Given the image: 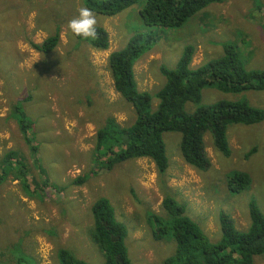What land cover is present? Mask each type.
<instances>
[{
    "label": "rangeland",
    "instance_id": "374dc122",
    "mask_svg": "<svg viewBox=\"0 0 264 264\" xmlns=\"http://www.w3.org/2000/svg\"><path fill=\"white\" fill-rule=\"evenodd\" d=\"M144 2L137 0L113 16L94 12L97 26L108 35V47L100 50L68 29L69 20L85 7L82 0H0V164L12 149L28 165L27 188L13 176L0 183L2 264H17L19 257V264H56L58 247L89 264H102L89 235L90 206L98 197L109 200L116 219L127 228L125 244L132 264H162L175 248L173 241L155 240L149 227L147 215L160 213L164 193L186 206V214L211 242L221 236L220 212L230 215L239 230L250 222V201L264 215V120L229 124L228 156L215 149L210 130L205 131L209 165L204 169L182 159L180 132L167 131L164 172L145 157L110 170H90L95 132L105 118L111 115L127 126L135 117L132 106L114 89L107 62L109 53L124 47L133 35L149 31L141 41L148 35L156 41L133 66L137 89L151 94L165 82L161 66L174 68L188 45L195 47L192 69L222 56L224 42L236 44L246 69H264V0L215 1L170 28L147 27L139 15ZM56 32L59 43L49 53L31 48L30 41L42 42ZM219 100H245L264 109V89L225 92L210 85L201 90V104ZM17 102L33 121L36 159L11 116ZM156 104L154 100L153 109ZM195 107L191 101L184 104L187 114ZM239 171L248 174L250 184L230 191L228 182ZM80 174H86V180L71 183ZM54 186L63 190L57 192ZM254 264H264V254L255 256Z\"/></svg>",
    "mask_w": 264,
    "mask_h": 264
},
{
    "label": "trees",
    "instance_id": "16d2710c",
    "mask_svg": "<svg viewBox=\"0 0 264 264\" xmlns=\"http://www.w3.org/2000/svg\"><path fill=\"white\" fill-rule=\"evenodd\" d=\"M136 1L82 0V3L95 13L113 16ZM215 1L219 0H145L139 15L149 28H170L181 25L193 13ZM97 32L98 36L94 40L77 38L95 49H106L109 44L107 32L99 26ZM148 32L133 35L124 47L108 55L113 87L132 106L135 117L129 125L120 126L113 116L108 115L97 128L92 151L93 166L90 168L95 173L142 157L150 159L157 171L164 172L168 163L163 133L167 131L180 132L182 159L196 169H204L209 165L204 153L205 131L210 130L215 149L228 156L231 148L227 126L232 123L256 124L264 120V109L251 106L245 100L200 103L201 90L210 85L225 92L264 89V69H246L236 44L232 42L222 44V56L206 60L195 69L190 67L195 47L186 46L174 68L161 66L165 82L155 94L138 90L134 79V63L156 42L155 38L150 40L152 35H148L145 42L141 41V37ZM58 43L57 32L42 42H29L31 48L42 54L52 51ZM154 100L157 102L155 109ZM187 101L196 105L191 114L184 110ZM13 105L15 113L11 116L30 148L32 157L36 159L37 145L31 136L33 121L25 115L20 102ZM26 167L28 165L18 157L17 152L8 149L0 164V183L13 176L27 188ZM39 171L42 173L41 169ZM85 180L86 174H80L71 183L78 185ZM44 184H48L46 180ZM249 184L248 174L239 171L229 180L228 189L239 192ZM54 190L59 192L63 188L54 186ZM90 212L92 227L89 235L103 257L102 264H132L125 244L127 228L116 219L109 200L98 197L91 203ZM147 216L152 237L175 244L173 252L163 259L162 264H254V257L264 254V215L254 201L249 202L250 222L246 230L237 229L227 213H219L221 236L216 242H211L201 225L186 214L183 203L165 193L160 213L149 211ZM56 250V264H89L66 248L58 247ZM21 261V257L15 259L17 264Z\"/></svg>",
    "mask_w": 264,
    "mask_h": 264
},
{
    "label": "clouds",
    "instance_id": "9594fccd",
    "mask_svg": "<svg viewBox=\"0 0 264 264\" xmlns=\"http://www.w3.org/2000/svg\"><path fill=\"white\" fill-rule=\"evenodd\" d=\"M97 17L92 9L88 7H80L78 16L72 18L68 22V29L75 37L82 39H96L97 32Z\"/></svg>",
    "mask_w": 264,
    "mask_h": 264
}]
</instances>
